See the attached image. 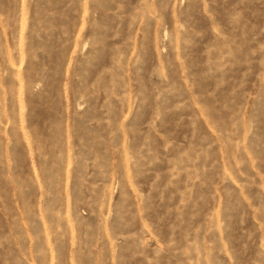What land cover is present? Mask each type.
Returning <instances> with one entry per match:
<instances>
[{"label":"rangeland","instance_id":"374dc122","mask_svg":"<svg viewBox=\"0 0 264 264\" xmlns=\"http://www.w3.org/2000/svg\"><path fill=\"white\" fill-rule=\"evenodd\" d=\"M0 264H264V0H0Z\"/></svg>","mask_w":264,"mask_h":264}]
</instances>
